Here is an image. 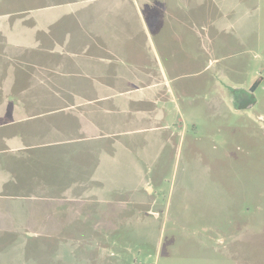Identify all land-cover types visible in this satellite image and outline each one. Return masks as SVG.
Listing matches in <instances>:
<instances>
[{"label":"rangeland","instance_id":"rangeland-1","mask_svg":"<svg viewBox=\"0 0 264 264\" xmlns=\"http://www.w3.org/2000/svg\"><path fill=\"white\" fill-rule=\"evenodd\" d=\"M51 2L81 24L62 41L90 27L133 32L140 70L162 83L151 105L157 130L103 165L113 177L128 172L139 152L130 188L121 179L79 196L2 192L0 264H264V0L250 10L254 43L220 50L203 29L217 11L206 0H0V23Z\"/></svg>","mask_w":264,"mask_h":264},{"label":"crops","instance_id":"crops-1","mask_svg":"<svg viewBox=\"0 0 264 264\" xmlns=\"http://www.w3.org/2000/svg\"><path fill=\"white\" fill-rule=\"evenodd\" d=\"M206 1L217 11L208 14L203 29L215 32L217 50L254 43L257 26L250 10L261 0ZM53 5L24 21L0 23L9 48L0 63V194L50 198L107 191L121 179L126 188L137 185L139 152L128 172L113 177L103 165L112 154L131 153L140 137L157 130L151 105L162 83L152 69L140 70L141 45L133 32L90 27L82 40L62 41L61 35H72L81 24L74 12L60 11L56 2L48 7ZM134 34L137 38L139 31ZM100 35L104 40H97ZM238 105L235 109L243 107Z\"/></svg>","mask_w":264,"mask_h":264},{"label":"trees","instance_id":"trees-1","mask_svg":"<svg viewBox=\"0 0 264 264\" xmlns=\"http://www.w3.org/2000/svg\"><path fill=\"white\" fill-rule=\"evenodd\" d=\"M239 105H237L236 107H238Z\"/></svg>","mask_w":264,"mask_h":264},{"label":"water","instance_id":"water-1","mask_svg":"<svg viewBox=\"0 0 264 264\" xmlns=\"http://www.w3.org/2000/svg\"><path fill=\"white\" fill-rule=\"evenodd\" d=\"M251 105H249V107H250Z\"/></svg>","mask_w":264,"mask_h":264}]
</instances>
